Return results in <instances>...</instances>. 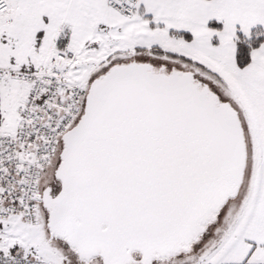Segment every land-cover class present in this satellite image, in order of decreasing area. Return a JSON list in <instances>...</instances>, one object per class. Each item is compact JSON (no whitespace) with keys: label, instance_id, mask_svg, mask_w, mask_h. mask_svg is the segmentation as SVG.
Instances as JSON below:
<instances>
[{"label":"snow or ice","instance_id":"1","mask_svg":"<svg viewBox=\"0 0 264 264\" xmlns=\"http://www.w3.org/2000/svg\"><path fill=\"white\" fill-rule=\"evenodd\" d=\"M0 264H264V0H0Z\"/></svg>","mask_w":264,"mask_h":264}]
</instances>
